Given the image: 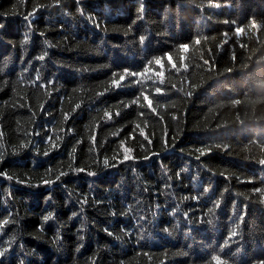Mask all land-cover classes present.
<instances>
[{
    "label": "trees",
    "instance_id": "16d2710c",
    "mask_svg": "<svg viewBox=\"0 0 264 264\" xmlns=\"http://www.w3.org/2000/svg\"><path fill=\"white\" fill-rule=\"evenodd\" d=\"M0 174V264H264V0H0Z\"/></svg>",
    "mask_w": 264,
    "mask_h": 264
},
{
    "label": "snow or ice",
    "instance_id": "6c2138e0",
    "mask_svg": "<svg viewBox=\"0 0 264 264\" xmlns=\"http://www.w3.org/2000/svg\"><path fill=\"white\" fill-rule=\"evenodd\" d=\"M56 2L59 3V0H56ZM34 14H35V13L33 12V13L30 14V15H34ZM26 19H27V17H26ZM141 39H143V38H141ZM46 55H47V53H45L44 55H41V56H39V57H37V58L40 59V60H43V59L45 58ZM156 63H160V61H157ZM149 70H150V69H147V68H146L144 73H137V72H131V71H129V70H125L123 74H120V75H119V78H118V79L115 78L117 74L114 73V74H113L114 79L111 81L110 87L119 88V87H121L122 82L125 81L126 77H130V76H144L145 73L148 72ZM37 80H39V77H37ZM137 83H139V81H137ZM106 90H107V89H106ZM158 92H160V91H158ZM102 94H103V93H101V95H102ZM144 99H145V100H148V97H147V96H144ZM133 103H136V101H133ZM148 106L151 107V101H148ZM77 107H78V105H77ZM116 115H119V113L117 112ZM105 116L108 117L109 119H111L112 114H111L110 112H105ZM66 118H67V117H66ZM137 127L139 128V125H137ZM140 134H141V135H144L143 130H141V133H140ZM49 139H51V138H49ZM145 139H147L146 136H145ZM52 146H53V147H56L55 144H53ZM121 147H123V145H121ZM124 151H125V153H126V155L124 156V160L132 159V157H131L130 155L127 154V153H130L131 150L125 148ZM45 154H47V153H45ZM114 159H115V158H114ZM120 162H123V161H120ZM103 163H104L105 166H108V165H109V161H108V159L105 158V159L103 160ZM75 171H83V169H75ZM66 174H67V173H60V174L56 177V179H59V178H60V175H66ZM89 174H90V175H93L94 173H89ZM0 175H4V174H0ZM52 182H54V181H52V180L45 181V183H52ZM48 219H51V217H45V220H48ZM3 223H4V224H7L8 221L5 220ZM0 227H2V225H0ZM109 234H111V233H109ZM233 235H236V232H235V231L233 232ZM5 251H6V250H5ZM3 254H4L3 252H0V256H2ZM214 259H216V258H214ZM93 264H94V261H93ZM217 264H219V261H218V260H217Z\"/></svg>",
    "mask_w": 264,
    "mask_h": 264
}]
</instances>
